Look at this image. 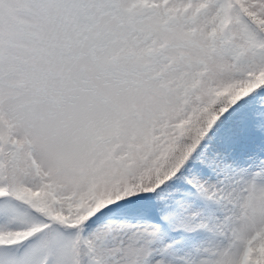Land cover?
Instances as JSON below:
<instances>
[{"label":"snow or ice","instance_id":"6c2138e0","mask_svg":"<svg viewBox=\"0 0 264 264\" xmlns=\"http://www.w3.org/2000/svg\"><path fill=\"white\" fill-rule=\"evenodd\" d=\"M0 264H264V0H0Z\"/></svg>","mask_w":264,"mask_h":264}]
</instances>
